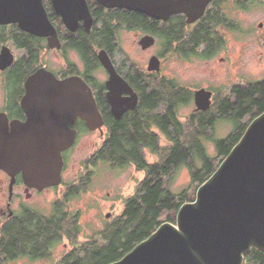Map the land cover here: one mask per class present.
Masks as SVG:
<instances>
[{
	"label": "trees",
	"instance_id": "1",
	"mask_svg": "<svg viewBox=\"0 0 264 264\" xmlns=\"http://www.w3.org/2000/svg\"><path fill=\"white\" fill-rule=\"evenodd\" d=\"M260 6L245 0L243 5L236 4L235 8L250 12ZM225 22L221 16L211 13L193 32H185L181 22H177L167 26L171 32L168 38L167 30L164 34L160 32L159 23L145 15L120 11L104 18L100 25L97 23L90 34L82 33L72 48L94 72L99 69L94 64L99 51L105 50L109 56L122 52L121 49L115 51L121 31L141 30L155 36L161 47L170 48L175 39L186 40L182 46L188 49L187 58L210 61L225 48L226 37L219 32ZM227 22L229 33L242 30L231 10ZM45 47L42 40L26 46L31 63L39 61ZM166 53L163 51L162 54ZM127 60L125 58L122 62L125 74ZM149 80V91L136 112L118 122L106 118L108 131L103 142L82 166L80 177L85 188L68 186L67 194L55 203L49 217L41 213L22 215L2 228L0 264H13L21 259L31 262L49 260L64 240L68 241L71 250L52 264H112L121 260L164 224L161 220L165 214L173 213L174 218L169 217L168 221L176 224L181 207L187 202H195L198 189L230 155L251 122L264 114V80L232 86L228 94L217 96L211 110L193 113L185 121L181 120L179 111L194 101V90L171 78L149 77ZM222 122L230 125L231 131L218 138L215 131ZM147 156L157 161L149 162ZM89 163H93V167L89 168ZM99 165L112 171L133 167L144 173L145 178L139 183L136 193L125 200L119 217L112 222L105 221L104 226L80 241L83 234L81 214L72 211L70 203L90 189L96 173L94 167ZM184 167L190 171L191 184L174 194L170 190L171 179ZM192 186L196 189L190 193ZM243 264H264V252L253 249L245 256Z\"/></svg>",
	"mask_w": 264,
	"mask_h": 264
},
{
	"label": "water",
	"instance_id": "2",
	"mask_svg": "<svg viewBox=\"0 0 264 264\" xmlns=\"http://www.w3.org/2000/svg\"><path fill=\"white\" fill-rule=\"evenodd\" d=\"M97 1L107 9L133 11L157 21L168 22L172 16L184 14L188 24H194L214 0ZM52 2L71 32H76L82 21L86 33H91L95 21L86 0ZM8 25L49 39L51 49L60 47L44 0H0V26ZM156 42L154 36H145L140 46L148 50ZM98 59L109 74L107 100L120 121L136 109L138 96L105 50L98 52ZM11 63L7 49L0 64ZM148 71H161L157 56L151 58ZM27 88L31 102L24 107L27 123L13 124L9 135L1 134L0 129V170L22 172L25 182L39 190L58 188L63 184L62 154L75 146L77 138L68 124L81 117L90 130L103 131L105 122L91 88L81 78L60 81L40 69L31 76ZM194 103L196 112L209 111L213 93L196 90ZM253 249L264 252V114L251 122L230 155L198 189L195 202L181 207L176 224H162L150 238L112 264H243Z\"/></svg>",
	"mask_w": 264,
	"mask_h": 264
},
{
	"label": "rangeland",
	"instance_id": "3",
	"mask_svg": "<svg viewBox=\"0 0 264 264\" xmlns=\"http://www.w3.org/2000/svg\"><path fill=\"white\" fill-rule=\"evenodd\" d=\"M44 3L47 5L46 0H44ZM228 9L232 13H237V17L243 20L242 27L245 29V33H229L226 50H221V53L209 62L197 59L184 61L176 55L168 56L163 75L175 79L194 91L204 87L214 88L218 97L228 94L232 86L246 85L250 82L264 80V29L259 27L260 23H264L263 6L250 12H240L232 5H229ZM143 36L144 33L140 31H121L118 39L122 52L117 54L116 60L122 63L126 58L128 59L127 61L130 60L132 63L146 68L149 65L150 58L160 53V47L156 44L150 50L142 51L138 46V42ZM70 55L72 58H76L74 54L70 53ZM221 59H224V61ZM77 63L81 68L80 62L78 61ZM40 64L42 66L49 65L55 71H61L64 67V61L59 55L45 50ZM96 76L99 81L106 79L105 72L102 69H98ZM194 111L195 105L192 102L189 106L181 108L179 116L182 121H185ZM230 131L231 126L222 122L218 124L215 135L218 138H223ZM106 132L107 130H105ZM98 134L85 133L81 136L80 142L70 153V162L64 176L66 185L63 184L45 195L42 204L36 203L40 205L41 214L47 215L46 217L51 216L50 211H48L50 210L49 203L53 199L56 202H60L63 196L67 194L69 187L76 185L79 188H85L84 182L80 177L82 166L90 156H93L97 147L101 146L104 135L102 139H99ZM162 143L165 144L164 139H162ZM210 148L213 150L212 146ZM147 158L149 162L157 161L156 158L149 156ZM90 167H93V163H89ZM89 168L87 172H89ZM94 168L96 173L93 175L90 189L86 190L83 196L79 195L73 198L70 203L72 211H78L81 214L80 223L83 234L80 237V241H83L93 230L104 226L105 221L112 222L119 217L124 210L125 200L136 193L139 183L145 178L144 173L137 172L133 167L124 171H112L104 165L95 166ZM190 184V171L184 167L174 174L170 182V190L174 194H178L188 188ZM194 188L196 189V186L190 188V193L194 191ZM108 215L111 216L109 219L106 218ZM169 217L174 218V214H165L161 222L174 224L168 221ZM69 245L68 241L64 240L54 250V254L49 260L31 262L27 259H21L13 264H52L54 260L60 261L62 256L68 254V251L71 250Z\"/></svg>",
	"mask_w": 264,
	"mask_h": 264
},
{
	"label": "flooded vegetation",
	"instance_id": "4",
	"mask_svg": "<svg viewBox=\"0 0 264 264\" xmlns=\"http://www.w3.org/2000/svg\"><path fill=\"white\" fill-rule=\"evenodd\" d=\"M86 1L88 3L91 15L95 21L94 26L99 22L100 23L98 25H100L103 22L104 18L113 16V13H117L120 11L141 14L123 9H107L102 5H100L97 0H86ZM46 2L47 5H45V3L44 5L49 15L50 21L56 29L57 38L60 43L59 48L51 49L49 46V39L38 38L30 33L24 32L20 30L17 25L0 26V56L2 58L4 51L8 49L9 54L12 57V63L9 66L6 65L4 66L0 64L1 134L2 132L6 133L7 135L11 134L13 124L18 123V125H24L27 123L28 113L24 107L28 108L29 106H31V102L28 100V88H27L28 81L30 80L31 76H33L37 71H39L40 69H46L47 71L54 74L56 78L60 81H64L74 77H78L84 80L91 88L97 106L104 119L105 126L103 127V131L90 130L85 120H83L81 117H78L73 123H69L68 124L69 130L77 134L76 143L74 146L76 147L80 142L81 136L85 133L93 134V135L99 133L98 134L99 139H102L103 135L105 136L106 134L105 130L108 131L107 120H106L107 117L112 118L114 122H118V120H116L115 117L113 116L111 106L107 100L108 88L106 86V82L108 81L109 74L100 64L99 59L97 57V62L94 61V64H97L99 69H102L106 75V79L104 81L97 80L96 72L98 70L93 72L91 71L90 68H87L84 58L78 52H76L75 49L72 48V44L75 43L77 39H80V35L84 32L86 33L84 22L79 21L78 30L76 32H71L67 28V26L63 23L62 18L57 15L52 0H46ZM244 2L245 0H214L207 8L203 18L194 24H188V18L184 14L174 15L168 20V22L157 21L149 18L146 15L145 16L147 17V19L159 23V30L163 34L167 30L166 36L169 38L171 32L169 31V29H166L167 26H173L177 22H181L182 26L185 28L184 30L185 32H193L197 29L199 24L205 18L208 17V15H210L211 13H215L216 16H221L222 19L226 20L225 26L219 29V32L222 34V36L226 37V45L225 48L222 49V50H226L228 44L227 37L230 32L227 30L228 27L227 20L229 15L228 7L229 5L235 6L236 4L243 5ZM248 3H255L258 5H262L264 8V0H248ZM238 11L243 12L244 10L239 9ZM233 18L234 20H237L240 23L241 26L239 27V29L242 28V30L238 31L237 34H242V33L244 34L245 29H243L242 27L243 20L237 17V13H233ZM259 27L261 29H264V23H260ZM125 31L143 32L141 30H125ZM173 32L176 33L175 31ZM143 33L144 36L140 38L138 42V46L141 48L142 51L145 52L150 50L151 48L148 50H143L142 47L140 46V41L145 36H153V35L145 32ZM21 40L22 42H20ZM37 40H42L45 42L46 44V47L44 49L45 51L50 53H56L62 58V60L64 61V67L61 71H55L51 69L49 65L42 66L40 64L44 50L39 55V61L31 63L30 56L28 55V49L26 48V46L31 42H35ZM177 40L178 39H175L171 43L170 48L161 47L159 45V42L156 43L160 47V53L156 55L161 60L160 72H149L148 65L146 68H143V66L136 65L129 60L128 64L126 65L127 74H125L122 63H119V61L116 60L117 53L110 54V57L113 61V64L116 67L117 72L127 81V83L131 86V88L138 96V105L136 109L127 112L124 116L128 114H132L140 108L143 99H145V93L149 91V81H150L149 77H153V79H158V77L161 79L169 78L163 75L165 62L168 56L176 55L179 59L184 61H186V59H188V61H192L193 59H195V58L192 59V57L187 58L185 56V54L188 53L187 51L188 49L183 48L182 44L183 42H186V40L184 41H177ZM118 42L116 43L117 45L115 49L116 52L120 49V45ZM163 51H167V53L162 54ZM70 53L74 54L76 58L75 59L72 58ZM221 60L224 61V59ZM78 61L81 64V68L77 63ZM204 62H209V61H204ZM201 89H206L213 93V104H214L218 96L216 89L208 88V87H204ZM194 113L196 112L194 111ZM73 148L62 154L64 160V168L62 172L64 185H66L64 176L66 174L70 162V153L72 152ZM54 189L57 188L48 187L43 190H39L38 188L31 187L25 182L22 172H16L15 174H13V172H8L4 169H1L0 170V233L2 228L6 224L15 221L19 216L28 215V214L33 216L34 214L38 215L42 213L40 211V205H37L36 203L42 204V202L45 199V195L51 193V191ZM55 203L56 201H54V199L49 203L50 210L48 211H50V215L53 214Z\"/></svg>",
	"mask_w": 264,
	"mask_h": 264
}]
</instances>
